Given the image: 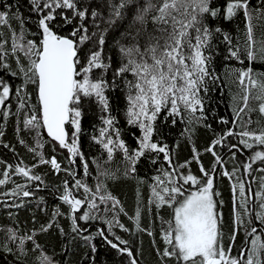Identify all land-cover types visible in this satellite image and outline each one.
<instances>
[{
    "label": "snow or ice",
    "instance_id": "obj_1",
    "mask_svg": "<svg viewBox=\"0 0 264 264\" xmlns=\"http://www.w3.org/2000/svg\"><path fill=\"white\" fill-rule=\"evenodd\" d=\"M0 264H264V0H0Z\"/></svg>",
    "mask_w": 264,
    "mask_h": 264
},
{
    "label": "trees",
    "instance_id": "obj_2",
    "mask_svg": "<svg viewBox=\"0 0 264 264\" xmlns=\"http://www.w3.org/2000/svg\"><path fill=\"white\" fill-rule=\"evenodd\" d=\"M225 102H227V101H225ZM221 111H224V109L222 108Z\"/></svg>",
    "mask_w": 264,
    "mask_h": 264
}]
</instances>
